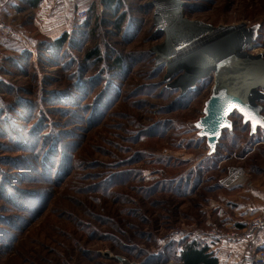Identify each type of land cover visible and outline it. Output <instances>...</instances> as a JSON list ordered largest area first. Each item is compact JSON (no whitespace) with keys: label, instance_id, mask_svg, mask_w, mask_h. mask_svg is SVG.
<instances>
[{"label":"rangeland","instance_id":"374dc122","mask_svg":"<svg viewBox=\"0 0 264 264\" xmlns=\"http://www.w3.org/2000/svg\"><path fill=\"white\" fill-rule=\"evenodd\" d=\"M165 1L196 23L188 36L202 45L217 31L230 32L227 46L250 38L226 56L221 88L243 79L245 69L264 95V0ZM66 2L68 30L49 36L33 15H16L31 39L10 47L13 39L0 38V264H121L118 256L141 263L192 239L223 264L239 263V246L212 242L207 232L264 212V196L256 204L264 129L251 135L234 113V129L207 156L194 123L218 72L188 89L180 84L190 72L169 73L176 59L165 63L159 51L169 40L159 0H121L117 13L104 0ZM64 16L52 20L54 28ZM65 32L67 42L53 45ZM257 103L264 107V98ZM190 173L192 189L185 187Z\"/></svg>","mask_w":264,"mask_h":264},{"label":"bare ground","instance_id":"6f19581e","mask_svg":"<svg viewBox=\"0 0 264 264\" xmlns=\"http://www.w3.org/2000/svg\"><path fill=\"white\" fill-rule=\"evenodd\" d=\"M168 3L165 0H159L160 7L164 8L160 12L161 15L159 14V23L162 27H164V29H166L167 35H169V40L167 41L164 50L162 48L159 51L165 63L176 59V61L173 62V66L171 67V71L169 73H177L183 69L190 72V74H188L189 78L187 77L181 80L180 84L182 87L188 89L192 87L191 85L196 84L199 80H201V78L208 77L211 73H213L212 70H217L218 86L216 87V90H218L221 88V85H223V72L229 65L228 60H226V56H230L235 51L241 49L247 42L250 41V38L242 37L241 40H233V42H231L232 44L227 46L225 43L228 42V39L231 37V34L227 35L230 32L226 33L224 31H217V35H214L213 32V36L210 38L212 41L213 38L215 39L213 42L210 41L212 42L211 44H208L209 42H205L206 44L202 45L204 42L203 38L196 39V36H188L191 29L195 27L196 23H194V21L183 20L178 13L180 9L169 10V8H167ZM187 42L189 43V46L183 49V45ZM198 47L201 48L197 49ZM220 54H223L224 57L220 56ZM234 71L236 76H238V69ZM242 72L243 74H246V76L239 80V82L232 80L226 100L230 102H241L244 100L250 104L257 103V100L259 98H264V95L253 89L251 84H254L258 80L254 74H250L249 72L247 73V70L243 69ZM245 82L246 85H244ZM262 84L264 85V81ZM245 86L251 87L245 89ZM223 87L225 86L223 85Z\"/></svg>","mask_w":264,"mask_h":264},{"label":"water","instance_id":"95a60500","mask_svg":"<svg viewBox=\"0 0 264 264\" xmlns=\"http://www.w3.org/2000/svg\"><path fill=\"white\" fill-rule=\"evenodd\" d=\"M229 90L230 88L214 90L204 103L203 116L194 123L198 130V136L206 140L207 156L216 154L223 132L234 129V123L231 119L234 113L242 117L244 125H249L251 135L256 134L260 128L264 129V107L259 103L250 104L244 100V102L227 101ZM116 258L125 260L124 257L120 256Z\"/></svg>","mask_w":264,"mask_h":264},{"label":"crops","instance_id":"0c3cea01","mask_svg":"<svg viewBox=\"0 0 264 264\" xmlns=\"http://www.w3.org/2000/svg\"><path fill=\"white\" fill-rule=\"evenodd\" d=\"M36 1H38L37 4H35ZM62 2H65V3H62ZM67 4L68 3L66 2V0L64 1L63 0H0V20L9 23V25H11L18 33V36H15L12 38L8 37L9 39L7 38L8 40L13 39L11 41H14L13 43L10 42L11 44H8V45L11 47L16 42L20 43L19 41L24 42V41H27L28 39H31L30 36H32L30 35L29 32L25 30V27L22 26V24L21 25L16 24L17 23L15 22L16 20L13 21V18H15L16 15H19V16L20 15H33L32 21L38 27L41 25L40 23L44 22V24L46 25V28L43 31L42 28L39 27V30L42 31L43 34L46 33L49 36H52V33H54V31L68 30V27L70 26V22H69V19L68 20L66 19L67 18L66 15L69 14ZM64 5H65L64 7L65 9L62 10ZM26 12H28V14ZM57 15H65V16L63 18H60V21L62 20V23L57 24L56 27L54 28L53 27L54 24L52 20H54V18ZM257 191L258 193L256 195L259 200L257 201L256 204L259 208H261L262 205L260 204L263 198L262 196H264V190L257 189ZM245 244L247 243L238 245L240 247V251L242 255L244 251L243 249L245 248L244 247ZM260 244L262 245V247L264 246V233L262 234ZM241 254H238V257ZM219 259H220V264H223L222 259L220 257Z\"/></svg>","mask_w":264,"mask_h":264},{"label":"built area","instance_id":"2783aa9c","mask_svg":"<svg viewBox=\"0 0 264 264\" xmlns=\"http://www.w3.org/2000/svg\"><path fill=\"white\" fill-rule=\"evenodd\" d=\"M78 16L84 18L85 11H79ZM15 37L16 32L11 28L9 23L0 20V38L2 37ZM264 233V212L255 215L251 220L241 228H232L231 230L222 229L220 227H213L207 232V237L214 242L218 241H232L237 246L243 243V255L237 264H264V248L260 244L262 234ZM117 259V258H116ZM121 260V264H141L137 260L130 261L126 258ZM155 264H188L184 259L171 258Z\"/></svg>","mask_w":264,"mask_h":264},{"label":"trees","instance_id":"16d2710c","mask_svg":"<svg viewBox=\"0 0 264 264\" xmlns=\"http://www.w3.org/2000/svg\"><path fill=\"white\" fill-rule=\"evenodd\" d=\"M107 6V9L110 10V12H114L117 13V7L116 5L121 3V0H104ZM38 1L35 2V4H37ZM118 18V16H117ZM120 18L116 20L115 24L117 25L118 29H121L123 26V22H120ZM68 33L65 32L61 37L55 39L53 41V45H56L58 47H60L62 44H64L65 42H67L68 39ZM41 40V39H40ZM52 46V43H50ZM41 46H39L40 48ZM48 47L44 48V50H46ZM31 51H27V50H23L21 55H28ZM95 54L96 56H101V52L99 49L95 50ZM88 56H90V53L88 54ZM16 60V62L18 63V58H14ZM118 65H120L121 63H119L120 61L118 60ZM19 67H23L21 64H17ZM206 78V77H205ZM3 99L2 97H0V100ZM24 102V101H23ZM2 110V107L0 108V112ZM228 130H225L224 132H226ZM223 132V134H224ZM223 136V135H222ZM222 139V138H221ZM46 141V139H45ZM221 144V140L219 145ZM218 151V148H217ZM217 155V152H216ZM215 157V156H214ZM213 157H210V159ZM194 175V174H193ZM192 173H190V175L186 178V183H185V187L186 186H191V189L194 186V183L192 185ZM195 182L196 181H200V179L195 177ZM193 180V181H194ZM198 181V182H199ZM196 182V184L198 183ZM187 188V187H186ZM25 204V203H24ZM245 224L244 223H237V227L241 228L243 227ZM182 246V249L180 251V254L178 255L177 253L179 252L177 249L178 246ZM264 248V246L262 247ZM135 254V256L140 257L141 254ZM171 258H181L184 259L188 264H220V259L217 255H215L212 251H210L209 246L206 244H203L202 242L196 240V239H192L189 241H184L182 240L180 243H176V244H172V245H167L165 246L161 252H158L156 254H152V255H148V257L146 259H144L141 264H152L155 262H162ZM66 259H60L58 261V264H63V261Z\"/></svg>","mask_w":264,"mask_h":264}]
</instances>
